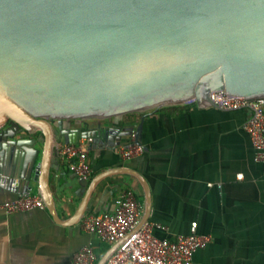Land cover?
I'll return each mask as SVG.
<instances>
[{"label":"water","instance_id":"obj_1","mask_svg":"<svg viewBox=\"0 0 264 264\" xmlns=\"http://www.w3.org/2000/svg\"><path fill=\"white\" fill-rule=\"evenodd\" d=\"M215 90L264 98V0H0V188L18 196L36 189L60 221L51 185L60 145L143 139L144 117L136 130L89 120L218 107ZM119 173L140 183V226L148 221L150 185L128 167L79 179L82 199L69 221L78 223L97 186Z\"/></svg>","mask_w":264,"mask_h":264},{"label":"crops","instance_id":"obj_2","mask_svg":"<svg viewBox=\"0 0 264 264\" xmlns=\"http://www.w3.org/2000/svg\"><path fill=\"white\" fill-rule=\"evenodd\" d=\"M251 113L246 108L191 103L89 120L92 128L101 124L104 129L136 130L144 117L143 151L133 158L120 153L122 146L134 143L131 136L117 147L92 136L88 154L92 177L110 168L139 171L152 193L148 221L165 226L154 227L157 237L188 234L192 222H197L199 234L210 237L208 245L194 253L191 264H264V164L255 160L245 129ZM74 123L85 129L82 120ZM51 177L61 220L56 221L47 207L14 213L0 210V264H70L83 245L92 243L99 254L107 244L84 231L81 220L69 221L82 195L79 178L62 157ZM128 188L144 202L134 176L114 174L94 190L85 214L113 211L121 191ZM32 194L39 193L34 189ZM18 195L0 188V202Z\"/></svg>","mask_w":264,"mask_h":264},{"label":"built area","instance_id":"obj_3","mask_svg":"<svg viewBox=\"0 0 264 264\" xmlns=\"http://www.w3.org/2000/svg\"><path fill=\"white\" fill-rule=\"evenodd\" d=\"M212 102L223 109H250L252 111L245 129L255 148V160L264 164V98L234 97L224 90L210 93ZM134 140V138H133ZM94 138H82L79 143L60 145L59 152L67 166L79 179L90 180L93 176L88 160ZM143 151L142 146L132 143L120 148V153L130 159ZM40 194L17 196L0 202V210L6 213L45 208ZM145 204L132 189L121 191L117 207L113 211L85 214L81 228L93 233L110 246L118 244L104 264H191L194 253L210 242L208 235L199 234L197 222H192L188 234L174 238H159L153 233L161 224L146 221L140 226ZM100 259L92 243L79 248L70 264H97Z\"/></svg>","mask_w":264,"mask_h":264},{"label":"trees","instance_id":"obj_4","mask_svg":"<svg viewBox=\"0 0 264 264\" xmlns=\"http://www.w3.org/2000/svg\"><path fill=\"white\" fill-rule=\"evenodd\" d=\"M110 245L106 244L104 245V247L102 248L101 252H99V256H101L105 251H107L109 249Z\"/></svg>","mask_w":264,"mask_h":264}]
</instances>
